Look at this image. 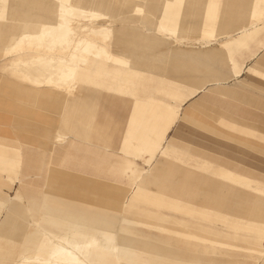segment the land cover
Returning a JSON list of instances; mask_svg holds the SVG:
<instances>
[{
  "label": "crops",
  "instance_id": "1",
  "mask_svg": "<svg viewBox=\"0 0 264 264\" xmlns=\"http://www.w3.org/2000/svg\"><path fill=\"white\" fill-rule=\"evenodd\" d=\"M157 1L159 0H145V2L150 5H157ZM171 2L174 4L176 0H171ZM238 2L239 0H234V4L228 2L227 5H224L220 16L215 12H209V14L206 13L207 16L200 22L191 21L186 23L188 24L187 26H192L194 31H199L201 34L203 32H213L215 30V19H219V17L220 19H225L219 22V26L227 23L230 26H234L231 30H227V36L231 34L232 38L229 39L225 36L223 39L216 40L218 44L212 45L213 47L208 46L210 47H207L208 49L206 47H197L195 51L186 52L187 58H189V60L192 59V64H195L196 67L199 68L198 71L202 73L201 76L194 77V79L201 80V82H198L196 89L193 91H189L188 89V92H184L183 90L180 91L179 89V68L177 59H173L178 51L176 50L174 54L173 49H171L170 67L164 65V61L161 58L163 57V50L161 48L163 46L162 43L165 42V40H170V42L173 43L174 41H178V39L172 36L169 39H164L161 37L162 33L157 32L154 28L148 31L144 28H139V24L134 23L135 19L125 13H123L122 16H116L110 13V17L117 19L118 22L112 23L114 21H111L106 24L112 30L111 37L107 40L108 50L109 48L115 49L111 41L116 43L120 42L117 44V48L120 50L119 52L123 53V56L120 57H123L122 59H124V61L132 59L134 66L131 67L136 70L128 69L125 66L117 68L123 69L124 73L128 74H131V72L136 74L138 72L140 74L139 77L133 79V83L129 84L107 81V83L97 84L96 87L90 85V87H88L90 91L85 94L86 97L84 101L86 105L84 109L82 111H76L71 119L73 124L75 123V126L80 129L77 133L70 132V134L65 135L69 132L62 129L61 126L54 128L47 123H42L32 118L30 119L29 117H18L13 113L4 114L0 111V202H2L1 192L4 190L3 186L15 188V186L18 187L20 184L19 179L15 176L17 173L14 172V175L12 173L4 174L3 172V159L1 157L8 151H15L14 153H16V151H19L20 147L27 148L24 153L25 164L23 168H25V173L21 179L24 183H21V185L28 187L35 183L30 180L27 181L28 177L32 175V170L39 169V165H41V169L43 170L46 166L47 163L44 159L45 155H47L49 159H51L50 157L52 155V160H55L57 163H62L66 168L65 172H61L53 167V170L59 175L58 178H54L53 180L57 179L59 181L64 179L66 181L67 170H84L82 164H79V160L77 159L78 151L82 149L83 145L92 147L91 144H94L93 148L97 149L98 154L100 152V154L103 155L101 159H96L97 163L95 169L98 171L103 170L101 174L99 172L96 173V176L102 180H106V182L114 180L113 171L115 169L124 170L137 168L140 170L145 169V173L148 174L149 180L155 178L156 181L154 182V186L173 185V171H177L180 168V164L182 168L187 165L186 169L188 171L186 175L190 172L189 170L194 171L198 169L203 171L204 183L202 184L210 186L205 192L208 191L210 194L215 195V197L209 201L212 207H214V203H220V209L223 207L227 209L234 206V210L241 211L240 213L236 212L229 214L224 210V216H242L247 220L250 219L252 223H255L260 218L262 219V216H264V166L260 167L257 158L253 156L257 154V149L254 151L251 149H244L242 140L247 141L249 145L264 148V99H257L254 101L255 105L258 107V111H255L239 109L237 105L231 102L221 101L217 97L219 94L228 93L230 97L237 99L240 95L237 91V87H245L248 85L255 87L251 81L239 79L244 70L248 76L264 79V30L259 31L255 26H238L235 23V17H238V15L240 16L242 13ZM205 3V0H197L196 4L199 5V7L191 13V16L200 17L202 13V11H200V6ZM102 10L100 12H102ZM164 13V19L166 21L173 11L166 10ZM175 16H177V14H175ZM230 18H232L233 21H231ZM184 23V21H179L177 24L175 23V26L171 23V28L176 29V26L178 27L180 24ZM157 24H151V26H156ZM220 29H223V27L221 26ZM231 31L235 32L237 36L230 33ZM125 42L130 44L125 45ZM139 42H142L139 46L133 44ZM219 43H222V45ZM245 47H248V50L246 49L247 51L244 52L243 50ZM112 54L116 55L115 53ZM127 58H129V60ZM255 58L257 59L256 63H259L261 66L253 65L247 67V65H245L247 61L254 60ZM204 71L206 74L203 73ZM230 80L236 81L234 83L235 86L227 87V85H225ZM206 88H208V92L204 93ZM241 101L242 97L240 98V102ZM195 102L206 105L205 111L209 112L208 115L213 120L217 121L218 124H214L215 128L212 129V134L209 133L210 135L193 132L189 136L191 140L188 138H186V140L183 139L184 143L193 146H188L186 151L181 152L179 148V139L183 137L181 136L180 138L179 131L175 129V124L179 118L180 108L182 107L181 109H183L186 105L192 106ZM247 103L254 106L251 102ZM188 108L189 107H187V109ZM215 108H218V112H214ZM259 111H261V113ZM234 113H238L241 118H250V124H241L231 120L230 117ZM155 114L160 116L159 123L155 127L150 124L152 122L146 123V130L149 133L147 138H149V140L146 141V150L141 149L138 154L140 155L139 158L141 161L149 157L150 160L145 164L141 162L134 163L131 162L130 159H127V157H123V165H115L114 154L115 151L120 149L116 140L119 136L117 135L115 139L109 141L114 131L110 129L107 131L94 129L98 132L97 138L105 142L102 145H97L96 139L89 135V133L94 132V130H88L87 126L84 128V125L77 122V118L83 115H85L88 122L95 117H97V121L101 123L122 122L123 126L125 125L123 127V138H131L132 133L138 129L134 122L143 119V117L146 121H152L155 118L150 115ZM126 123H130V135L128 134V129H126ZM98 125H100V123H98ZM138 130L140 133L143 131L142 128ZM59 134L65 139L61 142H56V138ZM141 137L142 136H139V138ZM164 137H166V139L170 137V141L169 143L167 142L166 145ZM4 138L10 140L3 141ZM13 142H16L19 146L12 145ZM160 144H162L163 147L159 150L157 157L151 160L152 154L157 152V147ZM126 146L125 142H123V147L125 148ZM220 154H225V157H220ZM17 156L18 155L13 159L11 158V162L14 161L15 163L16 158H18ZM197 156L199 158L196 160ZM35 163H38V166H36ZM145 165L147 169L143 167ZM164 177L166 179L168 177V180L165 181ZM47 179L49 183L51 182L54 185L58 184V182L51 181L52 179L49 176ZM126 183L127 182L124 181V184ZM191 184H196L194 179L188 183V185ZM176 185H181V187H179L180 190L177 189L179 190V192L176 191L177 198H173V200L188 203L187 200L182 199L189 197L187 193V188L189 186H185L184 179H182L181 182H177ZM65 194L66 193L54 196L60 197V200H66V198H64ZM136 200L138 199L131 197L130 199H121L119 203L116 205L113 204L111 208L103 209L97 206L96 208L119 212L122 211L124 207H133V202ZM75 202L89 206V204L83 202ZM223 202L225 206L221 205ZM0 213H3L1 209ZM2 215L0 217H2ZM249 226H236V228L239 227L238 231L228 230V228H231L230 226H212L209 228L203 226L202 228L203 230L208 229L209 233L218 234L244 233L245 229H251L252 231L250 232L252 233L259 234L260 232V234H264V225L252 224ZM20 228L25 230L21 237L22 240H19V233L18 235L16 233L21 231ZM31 229H33V226H31ZM29 230L30 229L24 228V223L17 220L15 215L9 212L3 215L0 221V249L2 245L6 249H11L10 261L14 258L15 254L25 246L29 239ZM14 233L18 238L14 237ZM154 234L159 235L157 233ZM16 240H19V242L23 244L21 248L9 246L12 242H18ZM255 240H257V242ZM252 244H259L260 248L252 246L251 250L253 251L244 253L243 248H234L235 250L228 251L226 248L222 249L224 247L221 246V243L219 249H217L211 243L207 244L204 242L203 264H229L226 262L227 259L235 260L236 262L233 264H243L244 260L254 261L253 263L246 264H259V260H262V264H264V256H262L264 255V236L253 237L251 240V245Z\"/></svg>",
  "mask_w": 264,
  "mask_h": 264
},
{
  "label": "rangeland",
  "instance_id": "2",
  "mask_svg": "<svg viewBox=\"0 0 264 264\" xmlns=\"http://www.w3.org/2000/svg\"><path fill=\"white\" fill-rule=\"evenodd\" d=\"M49 1L51 0H6L5 3L0 7L2 9L0 24H3V27L6 28L5 36L7 37L9 35L11 28L16 29L20 26L22 20H18V18H20L22 13H33L35 15L41 16L43 9L47 8L50 5ZM105 1H107L109 6L111 7L110 13H113L116 16H122L123 13L130 15V17L135 19L134 23L139 24V28H144L147 31L153 30V25L151 26V24H157L159 22L165 21L164 12L166 10H172L173 13L169 15L170 17L168 20H166L165 25L168 28H171V23L173 26H175V23L177 24L179 21L185 22L184 24H180L178 27L176 26V29L179 31V34H177L178 36H172L173 38L178 37V40L182 45L191 43L195 47L200 48L207 45L213 47L214 45L218 44L216 40L223 39L225 36H227V30H231V28L234 27L230 26L227 23L221 25L223 29H220L221 26H219V22L225 19H220L219 17V19H215V30L211 34L208 33L209 35L207 34L206 37L205 35L203 37L201 35V32L187 29L189 26L187 27L188 24H186L191 21L200 22L207 16L206 13L209 14V12H215L216 14H218V16H220L222 7L224 5H227L228 2H230V4H234V0H205L206 3L200 6V11H202V13L198 18L191 16V13L195 11L197 7H199V5L196 4L197 0H176L174 4L171 2V0H159L157 1V5H150L146 3L145 0ZM238 4L241 7L240 11H242V13L240 16L238 15V17H235V23L238 26H255L256 29H259V31L264 30V0H239ZM135 6H140V8H143V13H145V16H143L142 13H138L135 10ZM175 14H177V16H175ZM230 20L233 21L232 18H230ZM117 22V20H114V22L112 23ZM79 33L82 34L81 32ZM230 33H233L237 36V34L233 31H231ZM201 36L202 39H200ZM161 37L164 39L171 38L170 35H167V32L162 33ZM106 42L108 43V41ZM170 43V40H165V42L162 43L163 46L161 47L163 50V57L161 58L164 61V65H166L167 67H170L171 65V50L169 48L166 49V47ZM113 45L115 49L109 48L111 56L114 59L123 58L120 57L123 56V53L119 52L120 50L117 48V44ZM246 49L248 50V47H245L243 51H247ZM24 51L25 54H22L20 58L28 57L31 54V50L29 48H25ZM21 53L24 52L22 50H18L16 51V53L12 52V54ZM112 53H115L118 56L113 55ZM11 58L13 57L5 55L4 45L2 46V44H0V111H2L4 114L13 113L18 117H29L30 119L32 118L36 121L47 123L54 128L61 126L60 112L62 110V103L56 102L55 104H53L51 100L44 98V96L52 93V88H44L45 92L43 91V95H41V93L36 94L37 92L34 91L36 88L34 89V87L29 83H24L25 81H23L20 76L13 74L8 69L9 60ZM127 59L129 60V58ZM173 59H177L178 63V81L180 91L183 90L184 92H188V89L189 91H193L194 89H196L198 82H201V80L199 81V79H194V77L201 76L202 73L196 71L195 65L193 66L192 64V59L189 60V58H187L186 55L181 52H177V55ZM256 60L257 59L255 58L254 60L247 61L245 65H247V67L253 65L261 66L259 63H256ZM109 63L110 66H113L115 64L114 62H112V60ZM98 69L100 71V76L98 77V79L95 78L93 80H86L84 82L85 84L96 87L97 84L112 81V72L109 76L107 75V73L109 71L108 69L114 70L113 68H110L108 64H103L100 65ZM116 69L120 72V75L117 76L118 80H116L115 82H119L121 84L133 83V79L139 77L140 75L137 72L135 74V77L128 79V73H124L123 69H118L117 67ZM239 79L251 81L253 85H255V87L252 85L237 87V91L240 94L239 98L237 97V99L230 97L228 93L217 95L218 99L224 102H231L237 105V108L239 109L258 111V107L255 105L254 101H256L257 99H264V79H260L254 76H248L245 70L242 72V75L241 77H239ZM235 82V80H230L225 85H227V87H230L233 86ZM207 92L208 88L205 89L204 93ZM61 96L63 98L65 95L61 94ZM241 97L242 101L240 102ZM247 102H251V104L254 106H251ZM187 107L189 108L187 109ZM205 107L206 105L200 102H195L192 106L186 105L183 109H181L182 107L180 108L179 118L178 121H176L175 129L179 131L180 138L181 136L183 137L179 139V148L181 152L186 151L188 146H193L188 145V143H184L183 139H190L189 136L193 132L210 135L213 133L212 129L215 128L214 124H218L217 121L213 120L208 115L209 112L205 111ZM214 112H218V108H215ZM259 112L261 113V111ZM150 116L154 117L155 119H153L152 121H146L143 117V119L134 122L135 126H137L138 129L142 128L143 131L142 133H140L137 129L132 133L131 138H123V127L125 125L123 126L122 122L101 123L97 121V117H95L93 118V120H89V126H87V128L88 130L95 129L107 131L110 129L114 131V134L110 137L109 141L115 139L117 135L119 136V138H117L116 140L118 142V145L120 146V149L115 151L114 154L115 165L122 166L123 157H127V159H130L131 162L134 163L141 162L142 164H145L150 160L149 157L141 161L139 158L140 155L138 154L139 150H146V141L149 140V138H147L149 133L146 130V123L152 122L150 124L155 127L156 125H158L160 120V116L158 114ZM230 118L231 120L241 124H250L251 120L250 118H241L238 113H234ZM98 123H100V125H98ZM83 127L85 128V125ZM126 129H128V134L130 135V123H126ZM95 130L94 132H90L89 135L96 139V142L98 143L97 145L104 144V140L97 138L98 132ZM139 136H142V139L139 138ZM6 140L10 139H3V141ZM164 140L166 145L167 142L169 143L170 137L168 139L164 137ZM123 142H125V145H127L125 148L123 147ZM131 142H134L133 145ZM12 145L19 146L16 142H13ZM91 145L92 147L83 145L82 149H80V151H78L77 153L79 164H82L84 170H67L66 181L64 179H61L59 181L57 179L53 180L54 178H58L59 176L58 173L53 170V167L60 170L61 172H65L66 168L62 163H57L55 160H52V155L50 157L51 159H49V157L45 155L44 159L47 163L46 166L43 170L41 169V165H39V169L32 170V175L28 177L27 181L30 180L35 183L29 185L28 187H24L25 185H21V183H24L21 181V179L23 178L22 176H24L25 173V168H23L25 164L24 153L27 148L20 147L19 151H16V153H14L15 151H8L7 153H5L1 157L3 159V172L4 174L12 173L14 175L15 173H17L15 176H17V179H19L20 184L18 187L15 186V188L4 186V190L1 192L2 202H0V209L3 213H0V216L9 212L12 215H15L17 217V220L24 223L25 229H30L32 226L31 222L39 220L38 207L43 202L45 195L49 193L57 196L59 194L66 193L64 198H66L67 201H78L95 207L97 206L103 209H107L109 207L111 208L113 204L116 205L117 203H119L121 199H130L132 195L134 196V192H141L143 195H146L148 197H162L169 199L177 198L176 191L179 192V187H181V185H176V183L179 181L181 182V180L184 179L185 186H189L187 188L189 197H185V199H182L187 200L188 202L183 208V212L177 209H167L164 207L163 209L155 204L150 203L148 200H136L135 202H133L135 209L131 213L124 212L121 214L122 224H126L127 226L131 225V228L130 226L127 228V233L129 234L125 233L124 236L132 241V245L134 246L137 253H140L141 255L149 258L147 255L149 249L146 245V239L139 237V235L134 234V232L132 233V230L135 231V229L143 230L148 234H159L160 238L162 239V245H165V247H170V249L173 250L174 256L176 255L174 258L177 260H188L190 262L189 264H203L204 242L207 244L211 243L217 249H219L221 243V246L224 247L222 249L226 248L228 249V251L235 250L234 248H243L244 253H250L251 251H253L251 250L252 246L255 248H260L259 244L251 245V240L253 237H261L264 236V234L252 233L250 232L252 231L251 229H245L244 233L226 234L209 233L208 229L203 230V226H205L206 228L212 226H230L231 228H228V230L230 229V231H238L239 228H236V226H242V224L243 226H249L251 224L264 225V216H262V219H258V221H256L255 223H252L250 219L247 220L242 216H223L224 210H226L229 214L236 212L240 213L241 211L234 210V206H231L227 209H225L224 207L220 209V203H214V207L210 205L209 201L212 200L215 195L210 194L208 191L205 192V190L210 186L202 184L204 183V173L202 170H189L190 172L186 175L188 171L186 169L187 165L182 168V165L180 164V168L177 171H173V185L154 186V182L156 181L155 178L149 180L148 174L145 173V169H115L113 171L114 180L106 182V180H102L101 178H98L96 176V173L99 172L101 174V171L103 170L98 171L95 169V165L97 163L96 159H101L103 155H101L100 152L98 154L97 149L93 148L94 144ZM242 145L244 149H251L253 151L257 149V154L253 156L257 158L259 163L258 165L260 167L264 166V148L249 145L245 140H242ZM162 147V144L157 147V152L152 154L151 160H153L154 154L158 155L159 150ZM16 155H18V158H16L15 163L14 161L11 162L12 159L16 157ZM220 157L224 158L225 154H220ZM198 158L199 157L197 156L196 160ZM35 164L36 166H38V163ZM143 167L147 169L146 165ZM48 176L51 177V181L58 182V184L54 185L51 182L49 183V181H47ZM164 179L165 181H167L168 177L167 179L164 177ZM192 179H194L196 184L188 185V183L191 182ZM124 181L127 183L124 184ZM221 205L225 206L224 202ZM3 215L2 217H0V221L3 218ZM9 246H17L21 248L23 244L21 242H12L11 244H9ZM172 247L175 249H172ZM176 248L179 250H177ZM10 250V248L6 249L2 245V248L0 249V264L9 263L11 258ZM181 251L182 253L183 251L185 253H188L189 256H192V258L188 257L187 259H185V253H183L184 256L177 255ZM226 262L229 264H233L236 261L233 259H227ZM253 262V260H244L243 264ZM129 263L136 264L133 262H124V264ZM259 264H262V260H259Z\"/></svg>",
  "mask_w": 264,
  "mask_h": 264
},
{
  "label": "bare ground",
  "instance_id": "3",
  "mask_svg": "<svg viewBox=\"0 0 264 264\" xmlns=\"http://www.w3.org/2000/svg\"><path fill=\"white\" fill-rule=\"evenodd\" d=\"M5 1L0 0V7ZM49 3L50 5L43 9L41 16L33 13H22L18 18V20H22V23L16 29L11 28L7 37L5 36L6 28L0 24V44L4 45L5 55L13 57L9 60L8 69L13 74L20 76L25 81L24 83H29L34 89L36 88L34 90L37 92L36 94L41 93L43 95L44 88H52V93L44 96V98L51 100L53 104L62 103V110L60 109L61 127L69 132L65 134L68 135L70 132L77 133L80 131L71 119L76 111L84 109L86 105L85 94L90 91L88 89L90 86L84 82L98 79L100 76L98 67L100 65L108 64L110 68L114 69H108L107 73L109 76L112 72L113 82L118 80L117 76L120 75L116 67L125 66L131 70L136 69L131 67L134 66L132 59L129 61H124L122 58L114 59L108 50L106 41L111 37L112 30L106 24L117 19L110 17L111 7L107 1L51 0ZM101 10L102 12H100ZM135 10L145 16L144 9L140 6H135ZM1 15L2 9L0 8ZM165 22H159L153 26L154 30L160 33L167 32V35L170 36L179 34L177 29L168 28ZM187 29L193 30V27L189 26ZM208 33L211 34L212 32H203L201 35L206 37ZM227 37L230 39L232 35ZM119 43L111 41L113 47V44ZM124 44L129 45L130 43L125 42ZM133 44L139 46L142 42ZM219 44L222 45V43ZM25 48H29L31 54L28 57L20 58L22 54H25ZM168 48L173 49L174 54L177 50L184 55L187 54V51L197 49L191 43L182 45L179 40L170 43L166 49ZM18 50H22L24 53L12 54ZM111 60L115 63L113 66H110ZM195 69L198 71L199 68L196 67ZM203 73L206 74L205 71ZM132 77H135V74L131 72L128 79ZM61 94L65 96L62 98ZM77 122L89 126L85 115L78 117ZM64 139L60 134L56 138L60 142ZM156 157L157 154H154L153 160ZM132 197L143 201L148 200L161 208L177 209L182 212L187 204L169 198L148 197L141 192H134ZM59 198L52 194L45 195L43 202L38 207L39 220L31 222L33 229L30 228L28 231L29 239L8 264L190 263L188 260L175 259L176 255L174 256L173 250L162 245V239L159 235L148 234L140 229L132 230V233L134 232L139 237L146 239L149 258L135 251L132 241L124 236L128 232L127 228L129 226L131 228V225L127 226L121 222V214L124 212L131 213L135 207L127 206L119 212L109 211L75 201L60 200ZM24 232V229L16 232L17 235L19 233V240H22L21 237ZM14 237L18 238L16 234ZM19 240L16 241L19 242ZM255 241L257 242V240ZM172 249L175 248L172 247ZM183 253L185 252L183 251ZM183 253L181 251L177 255H186L185 259L192 258L188 253L184 255Z\"/></svg>",
  "mask_w": 264,
  "mask_h": 264
}]
</instances>
